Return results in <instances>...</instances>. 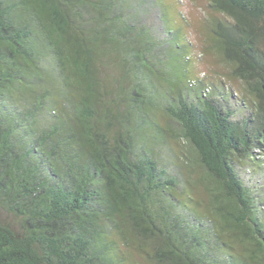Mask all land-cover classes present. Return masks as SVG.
<instances>
[{"label": "trees", "instance_id": "trees-1", "mask_svg": "<svg viewBox=\"0 0 264 264\" xmlns=\"http://www.w3.org/2000/svg\"><path fill=\"white\" fill-rule=\"evenodd\" d=\"M206 1L189 83L163 0H0V264H264V0Z\"/></svg>", "mask_w": 264, "mask_h": 264}, {"label": "rangeland", "instance_id": "rangeland-1", "mask_svg": "<svg viewBox=\"0 0 264 264\" xmlns=\"http://www.w3.org/2000/svg\"><path fill=\"white\" fill-rule=\"evenodd\" d=\"M167 5L164 6L169 12L170 19H174L176 22L174 25L181 26L183 29V35L190 40L189 46H185L178 54L175 55V59L179 64L183 65L182 53L187 54L192 51L191 61L187 63L189 71L187 72V79L189 83L196 81V77H205V81L214 80L217 82L219 78L218 74L222 73L223 69L218 65L213 55L205 54L203 52V45L205 43V34L203 31V25L205 23V17L209 14L206 0H163ZM148 2V1H145ZM147 3L143 7L137 9V17L141 19V23L145 24L153 34L162 38L166 35L161 28L163 23L160 20L162 16L159 8H149ZM170 7V8H168ZM148 8V9H147ZM163 8V7H162ZM173 20V21H174ZM171 24L172 21H169ZM168 22V23H169ZM184 39V37L182 38ZM257 179H260L259 176Z\"/></svg>", "mask_w": 264, "mask_h": 264}]
</instances>
